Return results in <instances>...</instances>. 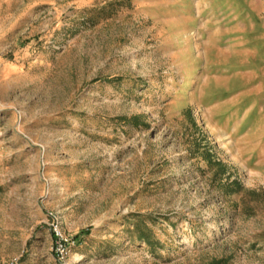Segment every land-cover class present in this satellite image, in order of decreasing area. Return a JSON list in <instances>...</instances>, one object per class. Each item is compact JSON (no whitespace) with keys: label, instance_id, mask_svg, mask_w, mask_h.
<instances>
[{"label":"rangeland","instance_id":"374dc122","mask_svg":"<svg viewBox=\"0 0 264 264\" xmlns=\"http://www.w3.org/2000/svg\"><path fill=\"white\" fill-rule=\"evenodd\" d=\"M219 259L264 264V0H0V264Z\"/></svg>","mask_w":264,"mask_h":264},{"label":"trees","instance_id":"16d2710c","mask_svg":"<svg viewBox=\"0 0 264 264\" xmlns=\"http://www.w3.org/2000/svg\"><path fill=\"white\" fill-rule=\"evenodd\" d=\"M198 150L199 149H196L195 152H199L203 161L206 162L208 171H212L213 169H215L213 174V181H218V186L220 188V196L223 198L224 202H229V198L231 196H233L234 194H238L241 191V185L236 181H229V179L221 183V180L219 178L225 174L226 166L220 161L214 159L209 148H205L201 152ZM150 234L151 232L149 230L142 231V233H139V236L137 237V242L143 243L149 248H154L155 243L150 239ZM211 264H227V262L226 260L219 259L211 262Z\"/></svg>","mask_w":264,"mask_h":264},{"label":"built area","instance_id":"2783aa9c","mask_svg":"<svg viewBox=\"0 0 264 264\" xmlns=\"http://www.w3.org/2000/svg\"><path fill=\"white\" fill-rule=\"evenodd\" d=\"M53 234L57 237V239L60 237V234L57 230H54ZM60 247H61V245H60Z\"/></svg>","mask_w":264,"mask_h":264}]
</instances>
